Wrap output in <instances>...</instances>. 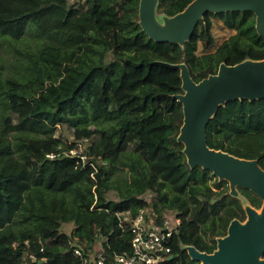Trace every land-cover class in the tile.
Returning <instances> with one entry per match:
<instances>
[{
    "label": "trees",
    "instance_id": "16d2710c",
    "mask_svg": "<svg viewBox=\"0 0 264 264\" xmlns=\"http://www.w3.org/2000/svg\"><path fill=\"white\" fill-rule=\"evenodd\" d=\"M138 1L0 0V39L31 36L35 46L16 49L0 74V264H80L73 247L90 258L97 246L114 264L129 251L118 213L140 208L157 224L179 219L174 250L159 264H199L183 245L212 252L229 222L245 219L244 202L261 206L249 189L232 196L226 180L189 167L173 98L182 92L173 64L185 63L197 82L222 62L264 58L254 14L207 12L180 45L146 35ZM190 1L158 0L156 13L174 15ZM214 18L232 31L217 45ZM58 125L72 128L71 141L55 134ZM205 131L210 148L264 170V97L219 105ZM63 223H72L68 233Z\"/></svg>",
    "mask_w": 264,
    "mask_h": 264
},
{
    "label": "water",
    "instance_id": "95a60500",
    "mask_svg": "<svg viewBox=\"0 0 264 264\" xmlns=\"http://www.w3.org/2000/svg\"><path fill=\"white\" fill-rule=\"evenodd\" d=\"M158 0L138 1V24L156 42L182 45L188 40L199 19L207 12L251 11L255 29L264 38V0H192L174 15H158ZM179 69L181 93L173 95L181 103L182 124L176 141L190 168L200 166L218 180H226L229 194L238 196L237 187L249 189L262 203L257 209L244 202L245 219L233 218L226 234L216 238L212 252L183 245L189 258L199 264H264V170L257 159L234 156L210 148L206 125L217 107L226 101L264 97V58L245 59L233 65L220 63L216 73L194 81L185 63Z\"/></svg>",
    "mask_w": 264,
    "mask_h": 264
},
{
    "label": "built area",
    "instance_id": "2783aa9c",
    "mask_svg": "<svg viewBox=\"0 0 264 264\" xmlns=\"http://www.w3.org/2000/svg\"><path fill=\"white\" fill-rule=\"evenodd\" d=\"M87 144V140L77 143L78 148L69 150L70 154L80 152ZM53 157L54 154H48ZM83 158V157H82ZM120 223L127 224L129 230V251L114 254V264H159L164 258L171 255L174 250L173 235L179 219L174 216L163 218L162 224L155 223L147 208L138 209L132 217L129 212L118 213ZM171 217V221L167 222ZM42 250V247L39 248ZM38 252V251H37ZM74 254L79 258L80 264H106L105 256L100 246H97L89 258L79 247H73ZM28 257L33 260L34 254Z\"/></svg>",
    "mask_w": 264,
    "mask_h": 264
},
{
    "label": "rangeland",
    "instance_id": "374dc122",
    "mask_svg": "<svg viewBox=\"0 0 264 264\" xmlns=\"http://www.w3.org/2000/svg\"><path fill=\"white\" fill-rule=\"evenodd\" d=\"M69 3H77L79 4V7H83L85 4V0H68ZM232 31L226 28L222 22L218 18L213 19V25H212V34L214 36L215 45L221 43L229 34H231ZM26 44H20L24 43ZM35 48L34 46V39L31 36H25L21 42H16L12 44H9V42H5L4 40L0 39V74L1 76H5L6 71L10 70V64L15 62L16 58H19V54L16 51V49H31L33 50ZM18 50V51H19ZM56 135H59L67 141H71L73 139L72 134V128L63 125V126H57V129L55 131ZM111 197L114 196L113 193L110 194ZM258 209V208H257ZM171 213V212H170ZM169 213V214H170ZM170 216V215H169ZM167 222L171 221V217L167 219ZM72 227V223H63L61 226V230L68 233L70 231V228Z\"/></svg>",
    "mask_w": 264,
    "mask_h": 264
}]
</instances>
